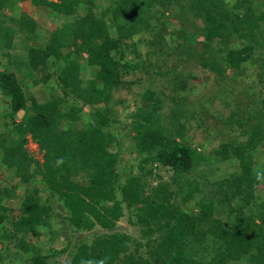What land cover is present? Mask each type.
<instances>
[{"label": "trees", "instance_id": "16d2710c", "mask_svg": "<svg viewBox=\"0 0 264 264\" xmlns=\"http://www.w3.org/2000/svg\"><path fill=\"white\" fill-rule=\"evenodd\" d=\"M257 4L0 0V120L14 122L0 130V264L7 250L30 264L64 253V264H264ZM173 8L191 9L196 32L170 29ZM246 65L250 82L227 74ZM195 71L208 78L202 88ZM126 211L139 237L116 229ZM43 237L65 244L49 251Z\"/></svg>", "mask_w": 264, "mask_h": 264}, {"label": "rangeland", "instance_id": "374dc122", "mask_svg": "<svg viewBox=\"0 0 264 264\" xmlns=\"http://www.w3.org/2000/svg\"><path fill=\"white\" fill-rule=\"evenodd\" d=\"M258 4L256 6V11L264 10V4L263 5L262 4L258 5ZM50 8L51 7H49V8L48 7L47 8H36L35 6L32 7V5H30V4H28L27 6L26 5H24V6L22 5V7H21L22 10H27L29 13H34L35 15L36 14L39 15V13H41L42 17L44 19H46V20H49V18H59L61 16L57 12L54 13L52 11V9H50ZM37 9L39 10V12L36 13ZM189 11H191V9H189V8L187 10H185V12H183V13L179 12L176 9H174V12H175V13H173L174 15L173 16L171 15L168 18L166 17L163 20H165V22L168 23L170 29H172V26L170 24H177L178 26L180 25L183 28L188 29L187 31L196 32V28L198 27V25H200V22L198 20L196 21L192 17V15H191V13ZM169 41H170L169 44H171V42H174L172 36H169ZM232 46L235 47L236 43H234ZM10 52H12V51H10ZM15 55L19 57V54H15ZM2 66H3V68H7V65H5V64H3ZM252 68H253L252 66L246 65V66H244V68L242 70H231V69H229L227 71V74L231 78H236V79L240 78L241 83L250 82L253 79V72L251 71ZM194 73H196V71ZM196 74H197V80L194 81L193 86H195L196 88L204 87L203 84H205V82L208 80V78L206 79L205 82L204 81L201 82V80L206 75L203 72H201V71L197 72ZM41 95H42V97L44 96L43 94H41ZM188 95L189 96H193V94H190V93H188ZM45 96H48V95H45ZM0 100H1V98H0ZM3 103H5L4 100H2L0 102V112L5 113L4 106H2ZM131 104H133V103H131ZM5 107H7V106H5ZM24 119H25V114L21 112V113L18 114V116L16 117L15 120L19 123V122H22ZM12 121H14V119ZM0 122H1V127H0L1 131L7 130L6 128H11L12 125L14 124V122H10V120L6 119L4 117V115H2V121L0 120ZM210 122H211V125H213V121H210ZM195 124L196 123L194 121H191V122H189L188 126L189 127H193ZM194 130H197V129H194ZM194 130L193 131L191 130L190 134L188 135V140L192 144L196 143V139H195L196 135H195V131ZM198 130H200V128ZM118 131H117L118 133H122L124 130L123 129H120V130L118 129ZM211 139H212L211 136L209 137V136H205L203 134L200 137H198L197 140H199V144H203L204 145V147L203 148L201 147V148L204 151L207 150L206 152H209L211 150V148H212L211 145H210ZM29 150H30L31 154H33L36 158H39L41 160L42 155H41V152L39 153L37 146H35V148H33V146H31L29 148ZM261 157L262 156H259V155L257 156L258 161L261 160ZM4 171H6V170H4ZM2 173H4V172L2 171ZM169 175H170V173H166L165 177L168 178ZM40 180H41V178H37V181L40 182ZM16 182L17 181L15 180L14 184ZM193 210H197L196 207H193V209L191 211H193ZM14 214L16 215L17 212H14ZM218 214L223 216V215L227 214V210L225 208H223V209L218 211ZM128 216H129L128 212L126 211L125 212V216L120 220V222L118 223V226L116 227V229L120 230V231L128 232V233H130V234H132V235H134L136 237H139L140 236L139 235V226L131 225V223L128 220ZM55 221H57V224L60 225L59 222H58L59 221L58 219H56ZM96 230L99 233L103 232V230L98 229V228H96ZM83 236H85V235H83ZM45 238L46 237L42 238L41 244L49 251L51 250V246L61 247L62 245L65 244L64 242H58V243H56L54 245H51V243L49 241L45 240ZM31 240H32V242L37 241L36 239H31ZM68 258H69V253H64V254H61L60 256H58L57 258H55L54 260L57 261V264H64L68 260ZM3 264H30V263H26L24 261L23 254H21V253L15 254L13 250H7V252H5V257L3 259Z\"/></svg>", "mask_w": 264, "mask_h": 264}, {"label": "clouds", "instance_id": "9594fccd", "mask_svg": "<svg viewBox=\"0 0 264 264\" xmlns=\"http://www.w3.org/2000/svg\"><path fill=\"white\" fill-rule=\"evenodd\" d=\"M174 9H176V8H173V11H174ZM176 10H177V9H176ZM35 146H37V145H36V144L33 145V148H35ZM37 148H38V146H37ZM261 178H264V176H259V175H258L257 179H261Z\"/></svg>", "mask_w": 264, "mask_h": 264}]
</instances>
